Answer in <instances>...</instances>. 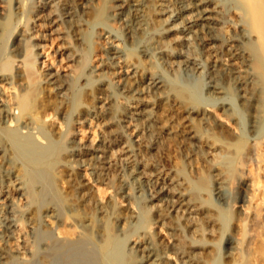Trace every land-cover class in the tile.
Segmentation results:
<instances>
[{
	"label": "bare ground",
	"instance_id": "bare-ground-1",
	"mask_svg": "<svg viewBox=\"0 0 264 264\" xmlns=\"http://www.w3.org/2000/svg\"><path fill=\"white\" fill-rule=\"evenodd\" d=\"M10 1L0 0V43L12 15L18 22L35 9V20L40 13L49 19L51 35L71 39L61 53L77 74L65 80L59 70L46 71L45 103L33 108L31 98L41 96L33 85L28 92L20 72L16 83L0 72V264L23 257L28 264H214L219 254L209 245L211 260L201 256L195 239L201 230L190 218L203 215L218 237L228 209L244 215L248 187L260 183L251 224L240 217L238 232L222 241L228 263L264 264V0H13L7 8ZM60 24L65 32H57ZM21 33L14 36V59L24 51ZM81 90L86 102L78 99ZM63 106L79 115L78 123L104 127L97 144L72 139L60 147L65 132L49 118ZM175 137L187 150L173 170L151 151ZM203 143L235 154L248 143L236 162L249 163L254 177L232 183L236 200L226 195L231 183H219L216 202H209ZM117 148L122 165L114 159ZM112 168L114 193L104 197L98 184ZM62 176L66 186L59 188ZM151 210L154 218L143 217ZM63 218L71 231L59 230ZM19 223L27 229L21 249L12 243ZM123 239L130 241L126 248Z\"/></svg>",
	"mask_w": 264,
	"mask_h": 264
},
{
	"label": "rangeland",
	"instance_id": "rangeland-1",
	"mask_svg": "<svg viewBox=\"0 0 264 264\" xmlns=\"http://www.w3.org/2000/svg\"><path fill=\"white\" fill-rule=\"evenodd\" d=\"M3 5L1 4V6H3V8L5 9L6 8L5 4H3ZM12 5H13V0L10 1V5L9 6H7V5L6 6H7V8H9V7H12ZM34 11H35V9H34ZM34 11L30 12L28 14V18L27 19H24V20L21 19V21L19 20L20 22L19 21L17 22L16 18L12 15L10 20L8 21V23H6V26L4 27V32L5 33L3 32L4 35H2L3 38L5 37V41L1 40V43H0V72L4 73V74H7L8 76L12 77L13 82L15 81V79L17 80V76H15V75L19 74V72H20L21 78L23 76V79H25L24 83L25 84L27 83L25 85L27 87L26 90H28V92H29V91H32V89L35 88V92H39L41 94V92H42L41 91L42 90L41 87L44 84L42 77L44 76L43 74L46 73V71H51V70L54 71L55 69H56V71L59 70L58 72L63 74V75H65V77L67 78L66 79L64 77L65 80H69L71 78L73 79L74 76L77 74V71L75 69L76 68L75 65H73L74 63L72 64L71 61L66 60L67 58H65L64 55L61 53V51H63L64 45H65L64 43L65 42L68 43V41H71V39L66 37L67 41L64 40V42H63L62 39L56 37V33L54 35V32H52V35H51L50 30H51L52 24L49 22V19L46 18L44 13H42V14L40 13L38 19L35 20L33 18L34 17L33 16ZM30 14L32 15V17H29ZM45 21H46V23H44ZM24 22H27V23H24ZM60 25L58 27L60 31L57 30V32H62V31L65 32L67 30L66 27H65L66 25L65 24H63V25L60 24ZM28 27L30 28V30H29ZM61 27L63 28V30H62ZM10 30L12 32L10 34H8V32ZM24 30H26V31H24ZM27 30H28V35L26 34ZM45 31L47 33H49L50 36H47L48 34ZM20 32H22L21 34H23V36L26 38V42L20 46L21 50L22 51L24 50L23 53H22V56L17 58V59H14V57H12V54L14 53V48H13L14 45L13 44L15 43L14 36L20 34ZM44 32H45V34H43ZM37 33H39L42 37L39 34H37ZM12 34H13V36H12ZM27 36H29V37H27ZM54 36H55V38H54ZM71 42H69V43L71 44ZM60 43L63 44L62 47H60V45H61ZM32 44L33 45L36 44V45H34L32 47L31 46ZM66 45H65V47H66ZM69 45H67V46H69ZM11 50H13V51H11ZM37 52H40V55L38 57L36 56V58H35L34 55L37 54ZM9 58H11L13 60H11ZM4 61H9L10 65H9L8 70H4L3 71L2 64H3ZM30 62L34 63V64H32L30 66V68H31L30 72L33 70L32 73H31L33 75H31V76H29V74H30L28 72L29 69H27L28 68L27 64L30 63ZM17 67H19V69L21 68L20 70L23 73ZM17 70H19V71L17 72ZM26 70H28V71H26ZM25 72L26 73L28 72L29 74L28 73L26 74ZM35 75H37V76H35ZM36 81L37 82L40 81V82H38L39 84ZM15 83H16V81H15ZM29 83H30L31 86L33 85L32 89H28L29 87H31V86H29ZM41 83H43L42 86H40ZM36 86L37 87L40 86V89L38 87V90H37ZM80 92H78L79 93L78 94L79 95V97H78L79 101L80 102H86L87 101L86 92H84L83 90H81ZM38 95H39L38 93H37V95L35 94L33 96V98H31V100H30L31 101L30 105H32L33 108L38 107V105L39 106L42 105V104H39V103H41L42 100H43L42 103L43 104L45 103L44 99L42 98L43 94H41V96L40 95L38 96ZM36 96H38V97H36ZM48 98L50 100L52 98V96H50ZM84 98H86V99H84ZM51 100H54V99H51ZM56 101H57V99H56ZM63 107H61L60 110L56 114H54L53 116L51 115L52 118L51 117L49 118L50 119L49 123H51V120L54 119V121L52 120V124H53L52 126L53 127L57 128L58 124L61 122L60 126H61L62 129L61 128L60 129H61V131L63 130V133L65 132V134H63V135H65V137H63V139L61 140V144L60 145H62V146H60V147L63 149L66 146V144H68V142L70 140H72V139H74V140L76 139V140L79 141V143H82L83 145H86V146H93V145L97 144L99 142V140L101 139V137L104 136L103 135L104 134V127H102V125L99 124V122L95 121V120H90V121H86V122H83V123L82 122L78 123V121H77L78 117L77 116H79V115L77 113H75L74 111L73 112L72 111H68V112H70V114H69L67 111H64L65 109L67 110V108L66 107L63 108ZM65 112L69 116L64 117L63 115H65ZM71 113H75V114H71ZM66 118L68 119V121H67ZM64 121H67V123L64 122ZM65 125H67L66 128H64ZM124 134H125L124 138L125 137L126 138H130L132 136V132L128 128L124 129ZM177 138L180 139V137H177ZM177 138L176 137L174 139L171 138L170 140L169 139L165 140V138H164V139L161 140V142L158 145L159 147H161V149L157 146V151H151V152L155 153V158L162 165H164L167 168H171L173 170H176V168L179 165H182L183 159H184L183 156L186 154V150H187V148H185V145H187V144H181ZM199 147L200 148H198V149H200V153H199L200 154V158L204 159V163H206V165H207V166L204 167V175L206 177V184H207L208 190L210 192V194H209L210 195L209 202H211V203H213V202L215 203L216 202L215 201L216 197H215L214 193H215V189H216L217 185H219V183L221 185H225L227 183H229V184L231 183L230 187H233V188L232 189L231 188L227 189L226 190V195L228 194V196L230 197L231 200H236L237 194H236V190L234 188L235 187L234 185L240 179H245L246 178L245 180H247L249 182L251 180V178L253 179V177H254L253 172H251V167L249 166V163H248V165H246L247 166L246 167L245 164L243 165L242 162H241V164L236 162V160H239L245 154L246 149L248 147V143H245L242 146V148L240 149L241 153H239V154H235V153H233V151L231 152V150L223 149L221 147H217V148L216 147H209L208 145H206V143H203V145L200 144ZM211 150H212V152H211ZM215 155H218L219 157L215 156ZM114 159H115V161H116V163L118 165H122L123 162H124V156H123V154H122V152L120 151L119 148L114 149ZM189 169H190V167L188 168V166L186 165V170L188 171ZM79 171H81V173H84L86 171V169H81V170L79 169ZM112 173L113 174L114 173L117 174L116 168H114V169L112 168L109 171L108 180L109 181L112 180L110 183H109L108 180L107 181L104 180L103 183H99L98 184V185H100L99 188L104 190V197H106V196L110 197L114 193V191H113L114 189H113L112 186H113L114 183H116L115 179H116L117 175H113ZM261 173L262 172L259 173L260 177H261L260 180H262L263 175H264L263 173L261 175ZM86 177L89 178V176L86 175V176H84V179ZM61 178H63V176L58 178V180H60V181L57 180V182H56L57 186L59 188H62V186L63 187L66 186L65 182H62L63 179H61ZM80 179H83V177L80 178ZM260 185H261V183L258 186H260ZM93 186H94V184L92 185V187ZM258 186H254L255 189H252L253 187H251V186L248 187V190H247L248 194L247 195L250 196L251 199H250V197H247V199H246L245 205L247 206V203H249V204L247 206V210L248 211H246L244 213V215L243 214H241L242 216L239 215L234 207H230L228 209V212H229L228 213L229 214L228 218L225 221L222 234H220V236H218V237H217V235L211 236L209 234L210 229H211V226H210L211 224H210V222L208 220H206L203 217V215H198L199 217H197V218H196V216H193L192 218H190L191 219L190 221H195V223H194L195 226L200 228V230H201L200 234H199V238L200 239H198V236H195V239H196L198 247H199V252L202 253L201 256L204 255L203 257H205V258L207 256L208 260H211V258H209V256L213 255L214 253H217V254H219V258L217 259V261L214 264H219V263L220 264H230V263H228L226 261L227 260V258L225 257L226 251L224 249V244H223L222 240H224V237H226L228 234L237 233L238 232V229L236 228L235 224L238 221L237 219H239L240 217H241L240 219H241V224L242 225L244 224V225L248 226V225L251 224L252 221L250 220V218H251V216H253L254 211L256 210L255 209L256 207H254V206L260 205V204H258V203H260V199H259V196L257 194L258 193V188H257ZM254 190L255 191L257 190V191L255 192ZM253 197H255V198H253ZM256 197L259 199V201H258V199ZM121 200L122 199H117V201L115 202L117 207H119V206L122 207L123 206V203H124L123 201L124 200H122V201ZM247 200L249 202H247ZM14 201H15V205H17V206H15L16 209H18V210L21 209L20 206L22 205V201H19V200L18 201L14 200ZM251 204L252 205L255 204V205L252 206ZM143 206H144V203L141 202L140 203V207L143 208ZM156 215H157V212L154 211V210L153 211L152 210L149 211L147 213V215L145 214V216H144V213H143V217H147V219H152ZM200 216H201V218H200ZM243 216H245V217L243 218ZM61 221H62V219H61ZM62 222H64L63 224L65 226L61 223L62 225H59V230H61L62 228H65L67 231H69V230L71 231V229H69L67 224H65V223H67L66 219H64V221H62ZM249 222H250V224H248ZM23 226L24 225L22 223L18 224V228H17V232L18 233L15 234L16 236H14V240H12V243L15 242L16 245L18 244V247H20V249H21V246L23 248L25 245H27L26 244L27 243V239H25V240L23 239V238H26L25 234L27 233V229H25V227H23ZM61 226H62V228H61ZM65 229H64V231H66ZM154 230H158V228L155 227ZM152 231H153V229L150 230V233ZM162 231H163V229H161V232ZM161 232L159 234H161ZM154 239H155V237H154ZM22 242H24V243H22ZM215 242H216V244H215ZM122 243H123L124 247L126 248L127 245L130 243V241L128 239H123ZM211 245H213V246H211ZM208 246L211 249H213V248H214V250L216 249V251L214 252V250H213L214 253L211 252V254L207 253V251L209 249ZM18 263L19 264H28L26 262V258L25 257H23V259L19 260Z\"/></svg>",
	"mask_w": 264,
	"mask_h": 264
}]
</instances>
